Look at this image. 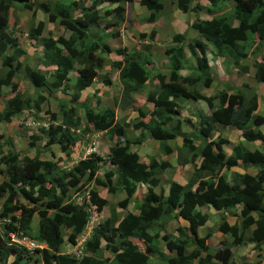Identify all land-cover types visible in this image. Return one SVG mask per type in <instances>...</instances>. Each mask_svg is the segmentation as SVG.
I'll list each match as a JSON object with an SVG mask.
<instances>
[{
    "label": "trees",
    "instance_id": "1",
    "mask_svg": "<svg viewBox=\"0 0 264 264\" xmlns=\"http://www.w3.org/2000/svg\"><path fill=\"white\" fill-rule=\"evenodd\" d=\"M29 1L0 0V95L2 89L10 90L0 111V122L12 121L25 108L39 110L45 99L44 88L50 93L60 90L69 93L70 98L60 99L59 116L51 112L50 118L56 124L41 127V136L47 137L42 150L50 151L51 145L57 144L61 153L70 157L82 141L81 136L92 131L105 134L111 144L105 157L91 152L68 169L61 165V156L42 159L37 149L34 156L11 151L0 156V221L4 222L0 226L1 264H149L155 257L162 264H228L232 248L243 243L245 232L248 241L260 249L264 245V148L251 150L246 143L258 141L264 145V134L259 129L264 115L255 113L259 108L257 90L250 98L236 88H223L213 96H205L199 85L209 87L213 82L208 52L214 57H230L235 63L255 54L264 41V0H205L212 6L208 12L219 3L231 1V19L226 12L218 11L209 19L193 20L189 26L202 37L193 41L184 33H174L169 39L171 45L164 49L167 69L155 73L148 68L154 61L152 53L144 51L145 45L112 49L105 41L106 33L93 37L89 32L91 26L110 15L119 23L124 19L123 3L135 0ZM137 1L150 11L149 22L155 23L163 14L162 0ZM203 1L173 0L176 9L184 13H197L204 8ZM103 3L112 6L101 12L98 6ZM14 4L41 11L69 32L65 37L53 36L49 31L35 41L39 56L33 65L25 59L26 51L9 30V12ZM104 25L109 26V22ZM44 28L45 22L40 20L28 26V34L35 40ZM141 28L137 32L139 41L155 37L153 28L149 32ZM251 41H257V47L248 44ZM185 48L196 60L187 75L181 74L187 68ZM254 64L255 80L264 83V55ZM105 66L117 70L123 90L122 108L129 106L132 94L142 91L148 81L156 80L157 88L149 89L145 98L152 109L144 112L136 107L135 121H119L113 109L101 107L99 87L110 84V78L100 74ZM18 74L36 92L33 101L14 81ZM95 81L99 86L92 87ZM89 88L95 105L86 99ZM184 100L202 101L210 112L199 113L195 123L182 113ZM219 125L239 130L242 140L231 143L224 139ZM130 126L140 129L141 135L126 138L125 131ZM146 136L158 141L164 154H180V146H171L170 141H181L188 155L181 163H191L193 167L185 183L162 180V173L174 166L168 159L148 156L144 161L136 146ZM224 144H229V154ZM29 145L33 146V142L29 141ZM195 158L197 162L193 163ZM103 163H108L110 169L101 174ZM235 166L243 171L230 172ZM140 184L146 186V191L142 201L134 204L137 213L129 211L117 218L111 207V214L102 217L92 230L80 258L62 253V246L73 244L84 230L89 219L86 207L93 206L100 217L107 205V199L96 188L125 194L117 203L125 207ZM79 196H83L81 205L76 202ZM201 207L238 212L239 223L229 224L222 219L217 226L218 232L232 237L230 242L221 241L210 250L211 233L197 234V229L209 220ZM35 215L37 230L32 239L45 247L28 251L13 242L9 233L29 236ZM164 218L179 222L176 235L150 232ZM104 248L111 255L103 257Z\"/></svg>",
    "mask_w": 264,
    "mask_h": 264
},
{
    "label": "rangeland",
    "instance_id": "2",
    "mask_svg": "<svg viewBox=\"0 0 264 264\" xmlns=\"http://www.w3.org/2000/svg\"><path fill=\"white\" fill-rule=\"evenodd\" d=\"M34 1H46V0H32ZM165 4L164 10L171 12L170 10H173L176 8L174 2H171V0H162ZM27 3H30L28 0ZM233 3L231 1H225L224 3H219L218 6L212 8L211 12H208V7H212L207 3L205 0L202 2L203 9H206L207 13L210 15V17L215 16V14L218 13V11L226 12L228 19L230 20V14H231V5ZM19 4H14L13 8L10 10V16H9V30L13 35L17 38L20 47L24 49L27 53L26 60L33 65L35 62L38 61L39 56V48L38 44L35 41H40L43 36H46L48 32L50 31V34L53 36H65L67 37L69 32L64 30L63 27L59 26L57 24V21H50L49 18L43 14L41 11H38L36 9L28 10V9H22L19 7ZM124 6V19L121 20L119 23L114 22L115 18L110 15L108 16L105 21L109 22V26L104 25V19L99 20L98 25H93L89 29L90 34L93 37H96L97 35H100L102 33H106L108 37L105 41H107V44L112 49L127 47L128 49L130 47H134V45H141L147 48L144 49V51L151 52L152 54V61H154V65L152 68L148 67L149 70L152 73H155L156 71H164L166 67V58L164 56V49L167 46H170L171 43H169L170 37L174 33H184L188 39L191 41L195 40L197 32L194 31L188 24L195 20V19H208V16H206V12H203L201 9L196 14L194 13H184L179 12V20L176 23V26L173 30L167 25L166 23L162 24V22H165L166 20L163 19L161 15L158 19H156L155 23L149 22L148 17L150 11L146 6H141L137 0L133 1L132 3H123ZM101 12L105 10V8H108L107 4H100L98 6ZM220 7V8H219ZM165 11V12H166ZM14 12V13H13ZM162 15H164V13ZM44 21L45 22V28L43 32L40 34V36H37V38L34 40L32 39L28 34V26L29 25H36L38 21ZM130 20H132L130 22ZM142 26L140 31H150V28H153L158 34V39L151 38L153 40H148L146 38L144 40V43L139 41L138 39V33L139 27ZM150 27V28H149ZM175 30V31H174ZM174 32V33H173ZM114 33H117L114 35ZM172 33V34H171ZM168 35V36H167ZM199 35V34H198ZM252 35H249V38H251ZM202 38V37H201ZM150 39V38H149ZM147 40V42H146ZM264 43V41H263ZM248 44H252L253 47H257L258 42L257 41H251ZM247 46V44H245ZM264 46V44H263ZM247 51V50H246ZM260 52L255 53L254 55H248V58H240L237 63H231V67H236L237 70L236 74L233 77L227 76V79H221L219 76L216 77L215 80H213V83H211L209 92H207L209 95H215L219 91L223 90V88H231L228 86H235L233 88H236V90L242 92L247 97H251V95L254 93L255 89L258 88L257 80L254 78V59L256 54H262L264 55V48L261 47L259 49ZM185 52L187 53V58L185 62V66L187 68H184L181 70L182 73H185L186 75L190 73V69L194 68L196 66V60L193 56L190 55L188 50L185 48ZM231 62H233L230 58ZM260 57H258V60ZM246 60L247 64H244ZM251 62L253 63L251 65ZM211 67L213 69L214 67V57L211 56L210 62ZM221 67V70L225 69V64L218 63ZM235 65V66H234ZM248 66H251L250 68ZM249 68V69H248ZM251 68H254V71L251 70ZM248 69V71H247ZM219 70V72L221 71ZM223 72V70H222ZM214 71L212 72V74ZM101 77H108L110 78V84L108 86H101L99 87L98 96L100 98V106L101 107H107L110 109H113L115 111L116 117L119 121H123L127 118L133 119L132 121L136 120L137 112L134 111L136 107H140L144 112H149L152 109V104L145 101L147 91L151 88H157L156 84L154 87H152V81H148L147 85L143 88L142 91L136 92L132 94L131 96V103L129 106H126L122 108L120 105L122 100V84L118 77L117 71L114 68H111L110 66L104 67L100 71ZM214 75V74H213ZM251 78V79H249ZM218 79V80H217ZM14 81H17L19 83V87L21 89H24L25 91V97H29L31 100L35 98L36 92L34 91L33 87L22 78L20 74L17 75V77L14 78ZM230 81L232 83H230ZM95 84L92 85V87H96L98 84V81L94 82ZM249 85V86H248ZM248 86V87H247ZM251 86V88H250ZM255 86V87H254ZM246 87V88H245ZM146 88V89H145ZM206 88L203 85H199V90L202 95H205ZM146 90V93H145ZM259 90L258 94V102H259V108L258 111H255L257 114L264 115V91ZM88 94L86 96V99L90 102V104L95 105V98L91 95L92 88L88 89ZM85 92V90H84ZM83 92V93H84ZM257 92V91H256ZM10 90L4 89L1 90V97H0V109H2V106L4 105L6 98L9 97ZM42 95L45 97L43 102L40 104V109H29L25 108L19 115H16L12 121L10 122H0V156L4 153H7L8 151L11 152H18L20 155H29L34 156L36 154V149L38 151V155L42 159L51 158L52 156L59 157L61 156L63 159L62 166H71L73 165L74 161H77L79 158L84 157L85 150L89 147L94 146L95 152L99 155L105 157V155L108 152V146L111 144V141L107 138L105 134L98 133V132H88L85 133L83 136H81L82 141L76 144L75 151L72 153L70 157H66L63 153L60 151V147L57 144L51 145L50 151H43L42 150V144L45 142L47 137L45 135L41 136V127H47L49 123L56 124V120L53 121L50 118L51 112L55 113L56 116H59V104L61 100L67 101L70 98L69 93L62 92L60 90L53 91L52 93L49 92L47 88H44L42 91ZM61 99V100H60ZM84 99V98H82ZM33 101V100H32ZM190 105L192 106L191 109H183L182 113L186 116H193V121L197 123L199 121V113L202 112V108L204 107L206 110V105L204 102L201 101L202 104L192 100H188ZM31 105H33L32 102H30ZM201 108V110H200ZM145 119H148V116L145 117ZM84 126V124L82 125ZM219 128L221 129V133L223 138L230 139L229 141H235L237 140L238 134L237 130H234L231 127L224 128L223 126L219 125ZM199 130V129H198ZM260 131L264 134V124L261 125ZM98 133V134H96ZM140 129L134 130L132 126L127 127L125 131V137L126 138H134L141 135ZM96 134V135H95ZM31 135H36L37 139L30 138ZM88 135H94L93 141L90 143V140L87 138ZM224 138V139H225ZM29 141L33 142V146L29 145ZM148 141V140H147ZM150 142H146L145 144L141 145L136 144V149H138L139 154L142 156V158H147L148 156L156 157L160 160H166L168 159L169 162H172L174 166L170 168L169 170H166L162 173L161 178L163 181L167 182L169 180H175L179 183H185L188 177L191 174V171L193 169L192 164L188 163L186 165L182 164V159L187 155V151L181 147V141H170L171 146L176 143V146L179 144L180 146V154L176 153L175 151L171 154H164L160 148H159V142L156 140H149ZM93 142H95L93 144ZM248 146H250L251 150L259 149L263 150L264 145L261 144L258 141H247L246 142ZM226 145V144H224ZM224 147V146H223ZM226 148V147H225ZM53 152V154H52ZM162 158V159H161ZM145 160V159H144ZM193 163L197 162L196 158L192 161ZM110 169L108 163H103L102 168L100 169V173L102 174L104 171ZM243 169V168H242ZM245 170V169H244ZM242 171V170H240ZM248 171L253 172V168H248ZM99 192V194L102 197H105L107 199V205L102 209L100 213V220L102 217H108L111 214V207H114L115 214L117 218H121L124 213L126 212H133L137 213V210L135 208V203H138L142 201L143 199V193L142 191L144 188L141 186L137 189V191L133 195V199L130 201L128 205L125 207H121L117 205V203L125 197V194L123 193H117L112 194L108 193L104 188L98 187L96 188ZM82 197L79 196L78 199H76V202L81 205L82 203ZM240 207V206H239ZM202 212L207 213L209 215V220L205 223V225L199 227L197 229V234L199 236H202L206 232H210L211 236L209 237L210 241V250L217 248V246L220 244L221 241H227L228 239L232 240L231 236H228L226 234H222L217 231V226L220 224L222 219H226L229 224L233 223H239V215L238 212L234 214L233 210H227L226 212H218L215 211L211 207H201L200 208ZM37 220L38 216L35 215L33 217V220L31 222V231H29L28 238H32L37 230ZM3 221H0V226L3 224ZM179 222L174 218H164L161 221H158L154 226L151 227L150 232L153 233L155 230H159L160 233H166L168 235H174L175 229L178 226ZM176 235V234H175ZM230 237V238H229ZM228 242V241H227ZM62 251H64V245L62 246ZM103 257H108L111 255L109 250L105 249L102 251ZM156 255V254H155ZM232 259L231 262L228 264H264V245L261 246L260 249L255 248L251 242L248 241V232H245V239L243 243L239 246H235L232 248ZM152 257H155L154 255ZM1 264V262H0ZM35 264H42L40 261H37ZM78 264V263H76ZM149 264H162L161 261L158 259V257L152 258Z\"/></svg>",
    "mask_w": 264,
    "mask_h": 264
},
{
    "label": "crops",
    "instance_id": "3",
    "mask_svg": "<svg viewBox=\"0 0 264 264\" xmlns=\"http://www.w3.org/2000/svg\"><path fill=\"white\" fill-rule=\"evenodd\" d=\"M171 2H173V0H171ZM112 6V5H111ZM110 5H108V8L109 7H111ZM225 9H223V11H224ZM166 10H164L163 12H165ZM171 12H169V11H166L165 13H164V15H161L162 17H163V19H165L166 21L165 22H162V24H164V23H166L167 25H169V27L171 28V30H173L174 29V27L176 26V23L178 22V20L180 19L179 18V12H181V11H179L178 9H176V8H174L173 10H170ZM206 10H204L203 9V12H205ZM158 18L160 17L159 15L157 16ZM210 17H208V19H209ZM150 28V27H149ZM175 31V30H174ZM174 33V32H173ZM172 34V33H171ZM168 36V35H167ZM201 39V37L198 35V34H196V38L195 39ZM154 39H158V34H157V32H156V35H155V37H154ZM146 42H147V40H146ZM263 48H264V46H263ZM245 49H247V48H245ZM208 55H210V53H208ZM259 55L258 54H256V56H255V58H257ZM228 58H230V57H228ZM231 59V58H230ZM249 59V58H248ZM165 60H167V59H165ZM255 60V59H254ZM214 67H213V69H212V72L214 71V75L212 74V78H213V80H215L216 79V77H220L221 79H224V80H226L227 79V76H229V77H233L235 74H236V71H238L237 70V68L236 67H231L230 65H231V63H233V62H231L229 59H224L222 56H216V57H214ZM218 63H223V64H225V69L223 68L222 70H223V72H222V70H221V67H220V65L218 64ZM254 63V62H253ZM252 62H251V65L253 64ZM244 64H247L246 63V60H245V63ZM235 66V65H234ZM105 67H107V66H105ZM249 68L251 67V66H248ZM248 68V69H249ZM254 68H255V66H254ZM254 68H251V70L252 71H254ZM248 69H247V71H248ZM163 70H166V67L163 69ZM219 70H221L220 72H219ZM239 72V71H238ZM181 74H183V75H185V73H182L181 72ZM216 76V77H215ZM249 79H251V78H249ZM218 80V79H217ZM252 80V79H251ZM213 83V82H212ZM230 83H232L231 81H230ZM93 84H95L94 82H93ZM157 84V81L156 80H154V81H152V87H154L155 85ZM249 86V85H248ZM247 86V87H248ZM156 87V86H155ZM228 87H231V88H233V87H235V86H228ZM255 87V86H254ZM250 88H251V86H250ZM146 89V88H145ZM209 89H210V87H207L206 88V93H205V96H209V94L207 93V92H209ZM258 89H260V90H262V91H264V83H259L258 84V88L257 89H255V90H257V94H259V90ZM2 90H4V89H2ZM145 93H146V90H145ZM1 97V96H0ZM193 101V100H192ZM196 102L197 101H194V103L196 104ZM198 103H200V104H202L201 102H198ZM183 106L185 107V109H191L192 108V106L190 105V103H189V101L188 100H184L183 101ZM205 107H206V110H205V108L204 107H201L202 108V112H204V113H209L210 111H209V109L207 108V105H204ZM3 107H4V105L2 106V109H3ZM201 108H200V110H201ZM2 109H0V111L2 110ZM256 111H258V109L256 110ZM192 118H193V116H191ZM229 126H226V127H224V128H228ZM261 127V126H260ZM260 127H259V129H260ZM235 130V129H234ZM238 131V134H236L237 136H238V138H237V140H235V141H230L231 143H237V142H239V141H241L242 139H241V136H240V131L239 130H237ZM94 136V135H93ZM148 140V141H147ZM150 139L149 138H145L142 142H141V145H143V144H145L146 142H150L149 141ZM230 140V139H229ZM176 143H177V140H176ZM175 143V144H176ZM181 145V144H180ZM229 144H226V145H223L224 147H223V149H224V151L227 153V154H229L230 153V148H229V146H228ZM178 146H179V144H178ZM226 147V148H225ZM137 151H139L138 149H137ZM145 160L144 161H148L147 160V158H144ZM162 159V158H161ZM160 160V159H159ZM240 170H242L243 171V169L241 168V167H238V166H235V167H233V168H231V171L230 172H242V171H240ZM181 184H183V183H181ZM143 187L144 188V190L142 191V193L144 194L145 193V191H146V186H144V185H142V184H140V185H138V187H137V189L138 188H140V187ZM137 191V190H136ZM230 238V237H229ZM227 241H231V239H228Z\"/></svg>",
    "mask_w": 264,
    "mask_h": 264
},
{
    "label": "built area",
    "instance_id": "4",
    "mask_svg": "<svg viewBox=\"0 0 264 264\" xmlns=\"http://www.w3.org/2000/svg\"><path fill=\"white\" fill-rule=\"evenodd\" d=\"M94 148L89 147L86 150V154L92 152ZM87 211L89 213V219L85 225L84 230L77 236L73 244H68L62 253L68 254L74 258H80L84 254L85 243L89 239L92 230L98 225L100 219L98 214L94 211L92 206H88ZM11 240L16 244L24 247L28 251H32L35 248H43V244H38L34 240L27 238L26 236L15 237L10 234Z\"/></svg>",
    "mask_w": 264,
    "mask_h": 264
},
{
    "label": "clouds",
    "instance_id": "5",
    "mask_svg": "<svg viewBox=\"0 0 264 264\" xmlns=\"http://www.w3.org/2000/svg\"><path fill=\"white\" fill-rule=\"evenodd\" d=\"M219 8H220V7H219ZM202 10H203V9H202ZM204 10H206V9H204ZM179 11H180V10H179ZM205 12H206V16L210 17V15L207 13V11H205ZM188 13H194V14H196L195 12H188ZM211 17H212V16H211ZM211 17H210V18H211ZM191 22H192V21H191ZM191 22H190V23H191ZM152 23H154V22H152ZM188 25H189V24H188ZM151 29H152V28H151ZM144 40H145V39H144ZM144 40H142L141 42L144 43ZM148 40H153V39H149V38H148ZM263 44H264V43L262 42L261 45L259 46V48L255 51V53L260 52L259 49H260L261 47H263ZM134 46H136V45H134ZM138 46H140V45H138ZM245 48H247L246 45H244V49H245ZM245 50L248 51V49H245ZM247 51H246V52H247ZM208 53H209V52H208ZM258 55H259L258 57L263 56L262 54H258ZM212 57H214V56H212ZM219 57H220V56H219ZM258 57H257V58H258ZM210 58H211V54L209 55V59H210ZM223 58H224V57H223ZM247 58H248V57H247ZM257 58H256V59H257ZM234 63H235V62L233 61V64H234ZM166 69H167V67H166ZM116 71H117V70H116ZM117 74H118V73H117ZM211 75H212V67H211ZM235 130H236V129H235ZM98 133H101V132H98ZM98 133H96V134H98ZM96 134H95V135H96ZM87 138L90 140V143H91V142L93 141V138H94V137H93V135H91V136L88 135ZM146 138H148V137L146 136ZM241 139H242V138H241ZM151 140H153V139H151ZM94 143H95V142H93V144H94ZM94 146H95V145H94ZM94 146H92V148H94V150H93L92 152H95V147H94ZM249 147H250V146H249ZM87 149H88V148H87ZM87 149H86V150H87ZM86 150H85V154H86ZM90 153H91V152H90ZM90 153H88V154H90ZM95 153H96V152H95ZM88 154H87V155H88ZM84 157H86V155H85ZM84 157H83V158H84ZM76 163H77V161H74L73 165L76 164ZM73 165H71V166H69V165H68V166L64 165V166H65L64 168L68 169V168L72 167ZM89 206H91V205H89ZM87 207H88V206H87ZM87 207H86V208H87ZM92 207H93V206H92ZM93 209H94V207H93ZM94 211H95V210H94ZM95 212H96V211H95ZM98 216H99V215H98ZM99 219H100V217H99ZM9 234H13V233H9ZM13 235H14V234H13ZM14 236H15V235H14ZM23 236H26V235H23ZM15 237H17V236H15ZM21 237H22V236H21ZM26 237L28 238V236H26ZM10 238H11V237H10ZM29 239H32V238H29ZM32 240H34V239H32ZM34 241H35V240H34ZM13 242H14V241H13ZM35 242L38 243V244H43V243H39V242H37V241H35ZM43 245H44V244H43ZM67 246H68L67 244H64V248H66ZM44 247H45V245H44ZM37 248H38V247H37ZM40 249H41V248H40ZM33 250H34V249H33ZM62 252H63V251H62Z\"/></svg>",
    "mask_w": 264,
    "mask_h": 264
}]
</instances>
